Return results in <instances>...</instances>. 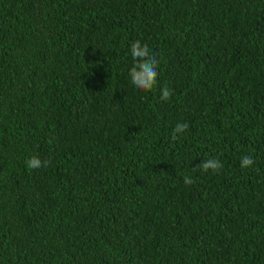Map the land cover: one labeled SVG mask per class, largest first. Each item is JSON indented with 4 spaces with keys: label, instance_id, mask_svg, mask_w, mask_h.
<instances>
[{
    "label": "trees",
    "instance_id": "trees-1",
    "mask_svg": "<svg viewBox=\"0 0 264 264\" xmlns=\"http://www.w3.org/2000/svg\"><path fill=\"white\" fill-rule=\"evenodd\" d=\"M0 264H264V0H0Z\"/></svg>",
    "mask_w": 264,
    "mask_h": 264
},
{
    "label": "clouds",
    "instance_id": "clouds-1",
    "mask_svg": "<svg viewBox=\"0 0 264 264\" xmlns=\"http://www.w3.org/2000/svg\"><path fill=\"white\" fill-rule=\"evenodd\" d=\"M130 54L134 61V65L129 71V77L131 83L136 89L141 91L151 90L157 83L158 71L157 68L160 64V60L157 59L156 55L150 54V50L147 44H141L140 41L132 42L130 46ZM172 95L171 89L164 87L161 89L160 99L167 101ZM188 128L187 123H177L172 129L171 139L173 141L179 139L180 133H183ZM254 158L251 155H245L241 158V168H248L254 164ZM28 168L36 169L40 167H47L49 161L44 160L43 162L39 157L33 156L26 160ZM195 168L201 169L203 172L211 170L213 173L219 172L223 168V164L219 159L209 158L203 160L202 163L197 165ZM185 185H191L194 180L190 176L184 177Z\"/></svg>",
    "mask_w": 264,
    "mask_h": 264
}]
</instances>
